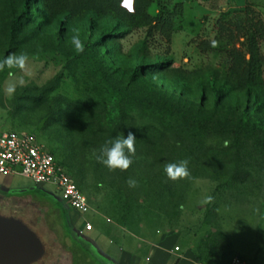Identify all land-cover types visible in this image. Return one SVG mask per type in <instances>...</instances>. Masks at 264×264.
I'll list each match as a JSON object with an SVG mask.
<instances>
[{
	"label": "rangeland",
	"instance_id": "obj_1",
	"mask_svg": "<svg viewBox=\"0 0 264 264\" xmlns=\"http://www.w3.org/2000/svg\"><path fill=\"white\" fill-rule=\"evenodd\" d=\"M123 1L128 14L0 0V59L26 53L30 73H0V132L38 135L92 209L72 226L54 185L0 174V215L40 237L45 254L33 264H110L125 247L103 235L128 233L184 237L211 256L264 263V41L259 84L243 86L230 55L245 53L236 26L264 20V0H153L151 15L174 12L169 42ZM77 32L82 53L71 42ZM20 75L26 85L7 96ZM129 132L133 163L110 171L99 149ZM184 159L190 176L168 179L165 164ZM208 195L214 203H202ZM85 220L89 232L80 231Z\"/></svg>",
	"mask_w": 264,
	"mask_h": 264
},
{
	"label": "built area",
	"instance_id": "obj_2",
	"mask_svg": "<svg viewBox=\"0 0 264 264\" xmlns=\"http://www.w3.org/2000/svg\"><path fill=\"white\" fill-rule=\"evenodd\" d=\"M0 174L7 177L20 175L38 185L52 184L60 191L70 209L80 215L92 210L87 196L80 190L67 168L35 133L14 130L0 132ZM92 229L91 222L85 220L81 232ZM228 264L264 263L233 257Z\"/></svg>",
	"mask_w": 264,
	"mask_h": 264
},
{
	"label": "trees",
	"instance_id": "obj_3",
	"mask_svg": "<svg viewBox=\"0 0 264 264\" xmlns=\"http://www.w3.org/2000/svg\"><path fill=\"white\" fill-rule=\"evenodd\" d=\"M59 1L66 5L69 14H75L86 8H91L95 11L110 10L120 14L129 13L123 0ZM152 1L153 0H133L132 10L138 12L144 19L145 24L148 25V34L152 35L154 32L162 33L169 42L171 38V30L173 28L174 12L158 11L155 15H151L148 12V8ZM246 18L248 25L245 24L236 27L239 29L238 32L242 31V36L244 38L243 46L245 48V53L249 55V58H246L245 53H243L240 48H233L230 51L232 60L231 66L233 73L238 76L243 86H253L261 82L260 64L262 58L259 51V43L260 41H264V20L260 17Z\"/></svg>",
	"mask_w": 264,
	"mask_h": 264
},
{
	"label": "crops",
	"instance_id": "obj_4",
	"mask_svg": "<svg viewBox=\"0 0 264 264\" xmlns=\"http://www.w3.org/2000/svg\"><path fill=\"white\" fill-rule=\"evenodd\" d=\"M7 181L4 180V183H8ZM73 212V209L69 210L72 226L76 225L81 216L76 211L77 214ZM81 229L82 226L80 231ZM103 236L125 247V250L119 253V258L110 264H228L230 261L228 256L209 255V252L188 244L184 237L170 239L162 235L147 236L136 233H128V236L119 238L109 234ZM175 247L179 248L175 249ZM97 252L103 254L99 249ZM95 264H103V262Z\"/></svg>",
	"mask_w": 264,
	"mask_h": 264
},
{
	"label": "clouds",
	"instance_id": "obj_5",
	"mask_svg": "<svg viewBox=\"0 0 264 264\" xmlns=\"http://www.w3.org/2000/svg\"><path fill=\"white\" fill-rule=\"evenodd\" d=\"M71 42L77 53H82L84 51L85 45L80 39L78 32L71 37ZM28 61L29 56L26 53H11L3 59H0V73L8 71L10 76L14 74L13 70H19L21 73H28ZM25 85L26 80L24 79V75H20L15 81L8 82L4 91L7 96L11 97L15 95L18 86L23 87ZM135 143L136 137L132 132H129L127 137L120 134L105 142L99 149L96 159L110 171H126L132 165V157L136 154ZM188 164V159L181 160L178 163H167L164 166V171L168 179L172 181L186 179L190 176ZM128 184L130 187H135L137 182L129 178ZM202 203H214V197L208 195ZM216 211H219V209H216Z\"/></svg>",
	"mask_w": 264,
	"mask_h": 264
},
{
	"label": "water",
	"instance_id": "obj_6",
	"mask_svg": "<svg viewBox=\"0 0 264 264\" xmlns=\"http://www.w3.org/2000/svg\"><path fill=\"white\" fill-rule=\"evenodd\" d=\"M44 254L34 230L19 218L0 215V264H33Z\"/></svg>",
	"mask_w": 264,
	"mask_h": 264
}]
</instances>
